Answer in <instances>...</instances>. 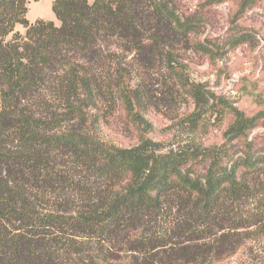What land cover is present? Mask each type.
Masks as SVG:
<instances>
[{
  "label": "trees",
  "instance_id": "obj_1",
  "mask_svg": "<svg viewBox=\"0 0 264 264\" xmlns=\"http://www.w3.org/2000/svg\"><path fill=\"white\" fill-rule=\"evenodd\" d=\"M29 1L0 0V264H228L248 248L244 264H264V139L252 136L264 111L236 114L209 148L100 134L118 101L150 128L135 67L162 56L175 69L202 18L167 0H55L57 26L31 23ZM188 93L202 114L217 104L200 85Z\"/></svg>",
  "mask_w": 264,
  "mask_h": 264
},
{
  "label": "rangeland",
  "instance_id": "obj_2",
  "mask_svg": "<svg viewBox=\"0 0 264 264\" xmlns=\"http://www.w3.org/2000/svg\"><path fill=\"white\" fill-rule=\"evenodd\" d=\"M54 1L30 0L28 20L53 21L60 26L52 9ZM167 1L183 18H202L201 24L188 42L181 41L173 49L175 69L162 56L157 57L154 68L135 67L136 80L129 84L139 88L145 98L136 111L150 128L135 124L118 101L113 113L102 120L100 134L107 144L132 147L144 138L158 143L162 153L190 146L209 148L224 143L236 114L252 117L264 111V0H256L239 18L236 13L241 0L214 4H207V0ZM15 31L24 35L26 29L17 25ZM197 44L220 49L208 54ZM193 85L214 94L218 98L215 107L202 114L188 93ZM36 92L44 95L42 89ZM46 97L50 100L51 95ZM252 136L264 139V128L255 129ZM248 260L249 248L228 264Z\"/></svg>",
  "mask_w": 264,
  "mask_h": 264
}]
</instances>
